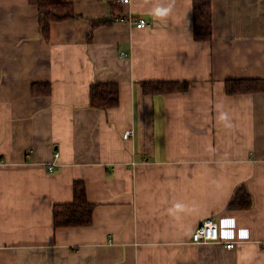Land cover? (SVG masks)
Instances as JSON below:
<instances>
[{"label":"crops","instance_id":"0c3cea01","mask_svg":"<svg viewBox=\"0 0 264 264\" xmlns=\"http://www.w3.org/2000/svg\"><path fill=\"white\" fill-rule=\"evenodd\" d=\"M65 1L77 15L48 42L37 5L0 0V264H264V91L226 92L264 79V0H212L210 40L194 38L193 0L122 3L145 27H92L111 0ZM171 80L189 86H141ZM94 81L118 82L120 104L92 107ZM77 179L93 222L56 227ZM243 182L253 206L231 209ZM206 218L221 239L196 243Z\"/></svg>","mask_w":264,"mask_h":264},{"label":"trees","instance_id":"16d2710c","mask_svg":"<svg viewBox=\"0 0 264 264\" xmlns=\"http://www.w3.org/2000/svg\"><path fill=\"white\" fill-rule=\"evenodd\" d=\"M37 5L39 10L40 31L49 42L51 25L54 21L67 20L76 17L74 6L65 0H29ZM194 2V38L196 40H210L213 37L212 0H193ZM122 3L111 0V14L107 18L93 19V26L114 22L124 15ZM141 86L145 93H168L185 90L189 82L181 81H143ZM34 95L51 93L50 83L35 82L32 84ZM264 91V79H227L226 92L228 94L253 93ZM120 86L118 82H92L90 84V105L95 108L109 109L120 104ZM253 206V196L245 182L240 183L233 193L228 207L231 209H248ZM95 203L87 194L84 180L74 181V199L69 203H57L54 206V225L86 226L93 222Z\"/></svg>","mask_w":264,"mask_h":264},{"label":"built area","instance_id":"2783aa9c","mask_svg":"<svg viewBox=\"0 0 264 264\" xmlns=\"http://www.w3.org/2000/svg\"><path fill=\"white\" fill-rule=\"evenodd\" d=\"M120 3H126L129 0H117ZM120 21H128L131 23H134L137 27H145L149 26L150 23L144 19L139 18L135 19L132 16L123 15L120 19ZM1 35V32H0ZM123 55V54H121ZM133 133V130H126L123 134L125 138H128ZM59 152H55V157H59ZM54 162H52L53 164ZM49 168L52 169V166L49 165ZM221 239L220 235V228L218 225V222L212 218H206L204 219L194 230L192 234V240L196 243H207L210 241H218ZM226 246L228 248H231L234 246V243L227 242Z\"/></svg>","mask_w":264,"mask_h":264}]
</instances>
